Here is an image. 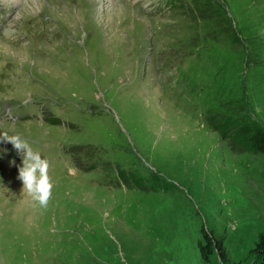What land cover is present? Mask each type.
I'll return each mask as SVG.
<instances>
[{"label":"rangeland","instance_id":"rangeland-1","mask_svg":"<svg viewBox=\"0 0 264 264\" xmlns=\"http://www.w3.org/2000/svg\"><path fill=\"white\" fill-rule=\"evenodd\" d=\"M102 1L0 0V264H209L205 232L253 264L264 0ZM3 133L50 161L47 209Z\"/></svg>","mask_w":264,"mask_h":264},{"label":"clouds","instance_id":"clouds-1","mask_svg":"<svg viewBox=\"0 0 264 264\" xmlns=\"http://www.w3.org/2000/svg\"><path fill=\"white\" fill-rule=\"evenodd\" d=\"M2 138L10 142L22 155V166L19 168V179L22 181V193L42 209H47L53 195L54 181L50 176L51 163L43 158L39 151L32 148L30 142L20 134Z\"/></svg>","mask_w":264,"mask_h":264},{"label":"trees","instance_id":"trees-1","mask_svg":"<svg viewBox=\"0 0 264 264\" xmlns=\"http://www.w3.org/2000/svg\"><path fill=\"white\" fill-rule=\"evenodd\" d=\"M54 123H60V119H51ZM234 141L239 142L252 151L264 153V128L258 125H246L242 124L239 128L234 130ZM205 244L200 242V251L203 259L209 264H219V261L212 258V254H215V249L219 248L222 255H217L223 261L225 259L224 249L222 242L215 241V237H212L208 232L204 233ZM253 255V264H264V233L259 235V238L251 249Z\"/></svg>","mask_w":264,"mask_h":264},{"label":"bare ground","instance_id":"bare-ground-1","mask_svg":"<svg viewBox=\"0 0 264 264\" xmlns=\"http://www.w3.org/2000/svg\"><path fill=\"white\" fill-rule=\"evenodd\" d=\"M100 7L105 10L108 9V6L111 5L112 6V9H116V8H123L121 6H123V4H120V3H114V4H110L109 2H107L106 0L102 1V3H99ZM125 5V4H124ZM113 12V10H112ZM109 13V12H108Z\"/></svg>","mask_w":264,"mask_h":264}]
</instances>
